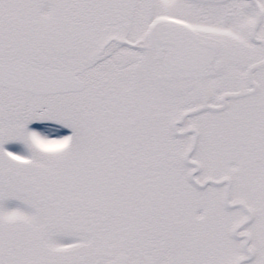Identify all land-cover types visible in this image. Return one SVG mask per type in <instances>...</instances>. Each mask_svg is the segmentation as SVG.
Returning a JSON list of instances; mask_svg holds the SVG:
<instances>
[{
    "label": "snow or ice",
    "instance_id": "snow-or-ice-1",
    "mask_svg": "<svg viewBox=\"0 0 264 264\" xmlns=\"http://www.w3.org/2000/svg\"><path fill=\"white\" fill-rule=\"evenodd\" d=\"M0 264H264V0H0Z\"/></svg>",
    "mask_w": 264,
    "mask_h": 264
}]
</instances>
